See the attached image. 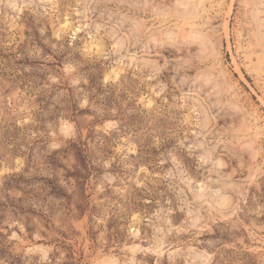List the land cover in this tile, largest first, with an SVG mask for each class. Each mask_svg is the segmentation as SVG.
I'll return each mask as SVG.
<instances>
[{
	"label": "rangeland",
	"instance_id": "rangeland-1",
	"mask_svg": "<svg viewBox=\"0 0 264 264\" xmlns=\"http://www.w3.org/2000/svg\"><path fill=\"white\" fill-rule=\"evenodd\" d=\"M0 264H264V0H0Z\"/></svg>",
	"mask_w": 264,
	"mask_h": 264
}]
</instances>
